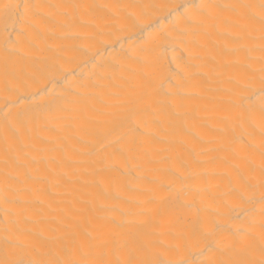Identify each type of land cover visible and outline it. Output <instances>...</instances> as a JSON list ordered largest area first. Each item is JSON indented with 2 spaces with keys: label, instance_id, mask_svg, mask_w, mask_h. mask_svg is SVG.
I'll list each match as a JSON object with an SVG mask.
<instances>
[{
  "label": "bare ground",
  "instance_id": "obj_1",
  "mask_svg": "<svg viewBox=\"0 0 264 264\" xmlns=\"http://www.w3.org/2000/svg\"><path fill=\"white\" fill-rule=\"evenodd\" d=\"M0 264H264V0H0Z\"/></svg>",
  "mask_w": 264,
  "mask_h": 264
}]
</instances>
